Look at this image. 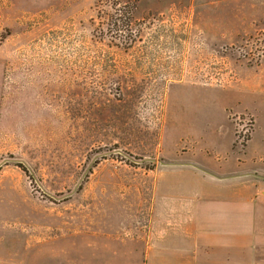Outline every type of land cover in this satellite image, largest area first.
Segmentation results:
<instances>
[{"label":"rangeland","instance_id":"rangeland-1","mask_svg":"<svg viewBox=\"0 0 264 264\" xmlns=\"http://www.w3.org/2000/svg\"><path fill=\"white\" fill-rule=\"evenodd\" d=\"M187 164L264 176V0H0V264H146Z\"/></svg>","mask_w":264,"mask_h":264},{"label":"crops","instance_id":"crops-1","mask_svg":"<svg viewBox=\"0 0 264 264\" xmlns=\"http://www.w3.org/2000/svg\"><path fill=\"white\" fill-rule=\"evenodd\" d=\"M193 165L183 205L161 215L172 235L159 236L162 222L152 220L146 264H264V176L244 181Z\"/></svg>","mask_w":264,"mask_h":264}]
</instances>
